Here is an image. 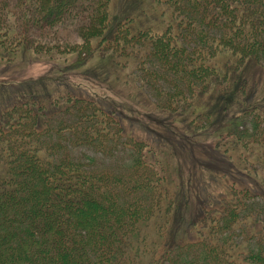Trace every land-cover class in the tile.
<instances>
[{
    "label": "trees",
    "instance_id": "obj_1",
    "mask_svg": "<svg viewBox=\"0 0 264 264\" xmlns=\"http://www.w3.org/2000/svg\"><path fill=\"white\" fill-rule=\"evenodd\" d=\"M115 1L0 0V63L21 49L68 69L102 56L125 98L207 130L238 173L181 209L174 153L128 131L112 101L17 93L0 105V264H264V97L240 91L245 64L264 68V0ZM66 21L77 43L36 34ZM61 114L79 115L52 129ZM63 133L108 157L121 147L125 162L94 171L47 142Z\"/></svg>",
    "mask_w": 264,
    "mask_h": 264
},
{
    "label": "rangeland",
    "instance_id": "obj_2",
    "mask_svg": "<svg viewBox=\"0 0 264 264\" xmlns=\"http://www.w3.org/2000/svg\"><path fill=\"white\" fill-rule=\"evenodd\" d=\"M139 1L144 2L143 0H119L118 4L115 1L112 7L118 9L119 6L128 5L130 9H134L139 7ZM36 34L40 38H57L76 43L79 41L74 31V23L70 21L48 27ZM186 43L191 45V42ZM61 60L62 58L59 57L55 60L56 62L48 61L46 57L37 58L31 51L21 49L14 61L0 63V105L6 101L5 99L8 101L16 98L17 93L24 95L26 92H46L55 100L60 97L59 94L66 87L70 86L94 99L98 95L107 101H112L125 116L123 119L128 131L134 132L139 139L147 141L149 139L153 143L156 142V144L169 148L174 153L173 161L177 165L179 174L176 205L179 203L181 209L183 207L194 208L198 202H202L210 187H215L213 186L215 180L236 176L238 173L239 166L233 158L211 148L210 140L206 139L207 130L193 132L186 130L187 120H180L177 117H171L170 121L165 120L164 122L155 120V117L160 116L159 114L155 113L156 115L153 114L150 117L151 111L148 107L143 112L135 102L125 98L126 93H122L118 80L113 76V64L106 58L96 55L82 66L70 67V69L65 68L63 65L66 62ZM148 68L152 69L153 66ZM137 73L136 75L141 79L142 73ZM242 78L244 80L241 84V93L246 94L251 102H259L260 98L264 97V68L262 65L249 61L242 68ZM165 87L168 86L165 84ZM143 88L150 100L152 97L155 99L154 91L149 89L150 85ZM211 93L216 94L213 91ZM204 110L212 115L216 114L213 106ZM77 115L79 114L56 116L51 120L50 126L54 129L58 125H68L75 121ZM142 115H145L143 119ZM50 141L51 143L58 142L62 150L68 153L73 161L85 164L94 171L109 169L116 172L125 162V152L121 147L113 153V156L108 157L91 147L76 145L69 133H63L60 137L54 134L47 142ZM238 177L242 179V175ZM225 183H228V180ZM218 190L217 187L216 191Z\"/></svg>",
    "mask_w": 264,
    "mask_h": 264
}]
</instances>
